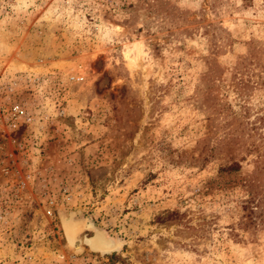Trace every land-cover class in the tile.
Segmentation results:
<instances>
[{"label":"rangeland","instance_id":"obj_1","mask_svg":"<svg viewBox=\"0 0 264 264\" xmlns=\"http://www.w3.org/2000/svg\"><path fill=\"white\" fill-rule=\"evenodd\" d=\"M262 152L264 0H0V264H264Z\"/></svg>","mask_w":264,"mask_h":264},{"label":"bare ground","instance_id":"obj_2","mask_svg":"<svg viewBox=\"0 0 264 264\" xmlns=\"http://www.w3.org/2000/svg\"><path fill=\"white\" fill-rule=\"evenodd\" d=\"M115 29L120 33L122 32V28L120 26L115 27ZM77 213L79 212H69L64 217L60 216L63 236L66 238L68 246L71 247L75 253L82 252L85 248L92 251L102 252L110 249L112 241H110L100 230H95L91 237H87L85 234L79 236L78 233L80 231L81 223L77 219L74 220V216H76Z\"/></svg>","mask_w":264,"mask_h":264},{"label":"trees","instance_id":"obj_3","mask_svg":"<svg viewBox=\"0 0 264 264\" xmlns=\"http://www.w3.org/2000/svg\"><path fill=\"white\" fill-rule=\"evenodd\" d=\"M253 145V144H252ZM257 146H254V148H256ZM259 159L257 160V170L259 171H264V152L259 153ZM237 167H239L237 164L235 165H231V167H229V169H236ZM262 188V186H261ZM261 200H264V195H262ZM258 203V202H257ZM260 203L256 204V206H259Z\"/></svg>","mask_w":264,"mask_h":264},{"label":"water","instance_id":"obj_4","mask_svg":"<svg viewBox=\"0 0 264 264\" xmlns=\"http://www.w3.org/2000/svg\"><path fill=\"white\" fill-rule=\"evenodd\" d=\"M70 213H73V212H70ZM60 224H61V219H60ZM63 230V229H62ZM86 237V236H85ZM87 237H91V236H87ZM65 240H66V238H65ZM66 242H67V240H66ZM67 244H68V242H67ZM89 246V245H88ZM90 247V246H89Z\"/></svg>","mask_w":264,"mask_h":264}]
</instances>
